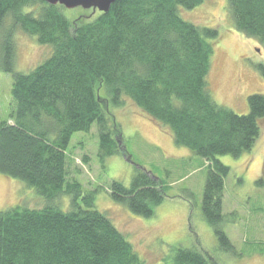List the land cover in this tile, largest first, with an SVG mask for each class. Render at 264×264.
<instances>
[{"label":"trees","instance_id":"1","mask_svg":"<svg viewBox=\"0 0 264 264\" xmlns=\"http://www.w3.org/2000/svg\"><path fill=\"white\" fill-rule=\"evenodd\" d=\"M203 1L116 0L107 12L68 19L58 3L0 0L2 65L13 74L12 122L0 121V173L49 201L70 198L66 211L52 202L0 211V264H144L131 242L93 207V192L67 179L68 143L74 132H87L95 123L101 161L128 154L112 116L125 99L167 130L177 146L210 163L201 211L220 245L232 247L221 213L229 169L215 156H240L252 148L264 120V95H249L244 115L210 95V58L219 33L184 21L178 11ZM227 9L233 29L263 47L264 0H227ZM16 29L52 49L28 73L13 70ZM259 70L264 78V66ZM134 173L129 188L114 181L110 196L133 214L151 217L165 189L151 172L139 167ZM158 264L218 263L197 247L176 244Z\"/></svg>","mask_w":264,"mask_h":264},{"label":"rangeland","instance_id":"2","mask_svg":"<svg viewBox=\"0 0 264 264\" xmlns=\"http://www.w3.org/2000/svg\"><path fill=\"white\" fill-rule=\"evenodd\" d=\"M178 11L184 21L218 31L208 73L210 95L219 106L244 115L249 110L248 96L264 95V78L259 70L260 65L264 66V46L233 29L227 0H204L197 7L189 10L179 7ZM94 13L80 7L64 10L68 19L81 15L86 19ZM9 21L7 18L4 27ZM12 40L15 72L28 73L52 51L49 45L39 44L19 29ZM12 78L13 74L3 69L0 51V121L12 122L9 117ZM113 110L112 116L122 131L121 146L128 154L101 161L95 123L87 132H74L70 139L66 149L67 179L77 180L84 192H93V207L105 214L131 242L144 264L163 262L176 244L197 247L218 264H264V120L249 151L235 157L215 156L229 169L223 178L221 198L222 229L232 246L226 251L201 211L210 163L193 150L177 146L167 130L147 119L129 99ZM139 167L151 172L165 189V197L155 206L151 217L133 214L128 206L110 196L111 184L116 181L129 188ZM48 201L25 182L0 173V211L15 205L40 209L50 205L52 201ZM52 206L69 210L70 198L58 197Z\"/></svg>","mask_w":264,"mask_h":264},{"label":"water","instance_id":"3","mask_svg":"<svg viewBox=\"0 0 264 264\" xmlns=\"http://www.w3.org/2000/svg\"><path fill=\"white\" fill-rule=\"evenodd\" d=\"M51 5H63L66 9H75L81 7L85 10L98 12H107L112 4L116 0H43Z\"/></svg>","mask_w":264,"mask_h":264}]
</instances>
